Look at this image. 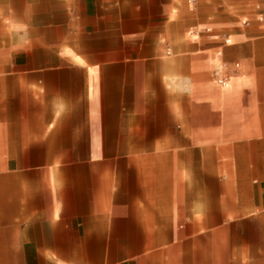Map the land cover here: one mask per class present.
I'll return each instance as SVG.
<instances>
[{
    "label": "crops",
    "instance_id": "crops-1",
    "mask_svg": "<svg viewBox=\"0 0 264 264\" xmlns=\"http://www.w3.org/2000/svg\"><path fill=\"white\" fill-rule=\"evenodd\" d=\"M0 264H264V0H0Z\"/></svg>",
    "mask_w": 264,
    "mask_h": 264
},
{
    "label": "built area",
    "instance_id": "built-area-1",
    "mask_svg": "<svg viewBox=\"0 0 264 264\" xmlns=\"http://www.w3.org/2000/svg\"><path fill=\"white\" fill-rule=\"evenodd\" d=\"M230 41V39H225V42L228 43ZM220 55H222V50H220L218 52ZM237 66H239V64H237ZM216 77H217V81L221 84V85H227L230 79V75L227 69V65L222 62L221 64H219L218 68L215 71Z\"/></svg>",
    "mask_w": 264,
    "mask_h": 264
},
{
    "label": "rangeland",
    "instance_id": "rangeland-1",
    "mask_svg": "<svg viewBox=\"0 0 264 264\" xmlns=\"http://www.w3.org/2000/svg\"><path fill=\"white\" fill-rule=\"evenodd\" d=\"M253 8H256L257 6H252ZM237 18H238V20H239V25L241 26V27H243V28H247V26H248V24H243L242 23V21L244 20V19H248L249 20V17L248 16H246V15H244L243 13H238L237 15ZM226 33H230V31L229 30H227V31H225Z\"/></svg>",
    "mask_w": 264,
    "mask_h": 264
}]
</instances>
